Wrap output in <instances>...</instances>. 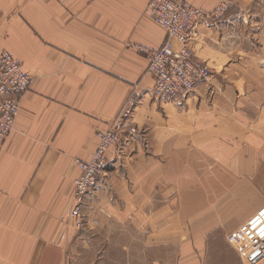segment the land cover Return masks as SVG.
Listing matches in <instances>:
<instances>
[{
	"label": "crops",
	"instance_id": "0c3cea01",
	"mask_svg": "<svg viewBox=\"0 0 264 264\" xmlns=\"http://www.w3.org/2000/svg\"><path fill=\"white\" fill-rule=\"evenodd\" d=\"M149 1L0 0V52L33 77L0 144V264H244L226 236L264 204V0H188L228 8L193 43L219 72L176 99L155 96L138 48L167 38ZM132 93L146 138L79 228L76 159Z\"/></svg>",
	"mask_w": 264,
	"mask_h": 264
},
{
	"label": "built area",
	"instance_id": "2783aa9c",
	"mask_svg": "<svg viewBox=\"0 0 264 264\" xmlns=\"http://www.w3.org/2000/svg\"><path fill=\"white\" fill-rule=\"evenodd\" d=\"M228 8L223 1L213 10L188 0H150L146 13L165 28L167 38L159 48L139 45L148 59V72L155 78L154 94L158 98H185L200 82H208L218 67L201 60L193 43L200 37V27L220 18ZM33 83L31 73L21 60L8 50L0 52V144L13 132L21 107V98ZM138 96L132 93L123 109L106 129L97 134L99 142L90 160L76 159L79 174L74 180V202L70 217L82 227L83 208L97 191L101 178L110 167L125 163L136 138H146L147 131L134 119ZM227 243L244 264L264 257V204L245 222L226 236Z\"/></svg>",
	"mask_w": 264,
	"mask_h": 264
},
{
	"label": "rangeland",
	"instance_id": "374dc122",
	"mask_svg": "<svg viewBox=\"0 0 264 264\" xmlns=\"http://www.w3.org/2000/svg\"><path fill=\"white\" fill-rule=\"evenodd\" d=\"M254 213H255V212H254ZM254 213H253V214H254ZM82 226H83V225H82ZM80 228H82V227H80Z\"/></svg>",
	"mask_w": 264,
	"mask_h": 264
}]
</instances>
